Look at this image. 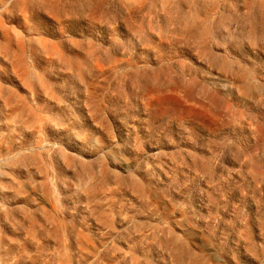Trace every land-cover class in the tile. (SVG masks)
I'll return each mask as SVG.
<instances>
[{
  "label": "rangeland",
  "instance_id": "374dc122",
  "mask_svg": "<svg viewBox=\"0 0 264 264\" xmlns=\"http://www.w3.org/2000/svg\"><path fill=\"white\" fill-rule=\"evenodd\" d=\"M0 264H264V0H0Z\"/></svg>",
  "mask_w": 264,
  "mask_h": 264
}]
</instances>
